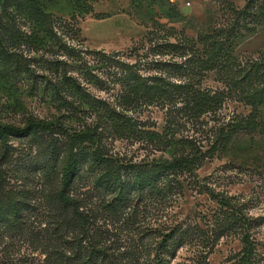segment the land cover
I'll return each instance as SVG.
<instances>
[{
  "label": "rangeland",
  "instance_id": "374dc122",
  "mask_svg": "<svg viewBox=\"0 0 264 264\" xmlns=\"http://www.w3.org/2000/svg\"><path fill=\"white\" fill-rule=\"evenodd\" d=\"M49 11L54 17L46 23L48 34L42 43L32 38L17 43L12 51L24 65L14 78L0 73V120L23 127L34 117L49 125L38 136L0 140V264H78L67 257L76 251L71 244L73 228L63 223L66 214L56 198L62 165L49 162L44 148L53 143L64 151L69 135L93 133L100 121L87 109H122L127 86L120 73L130 70L146 83L161 74L171 81L185 80L190 77L185 62L191 53L184 56L166 45H187L202 30L238 25L244 27L238 29L234 44L236 68L255 62L264 65V15H260L264 0H97L86 15L74 14L66 5ZM174 13L182 16L172 17ZM32 26L19 18L15 28L29 35ZM104 55H111L113 66L103 60ZM202 87L223 89L224 83L211 71ZM130 106L145 129L172 128L208 151L194 178L242 208L250 222L252 264H264V105L254 111L252 103L245 104L232 93L215 115L194 119L175 109V126L167 123L166 103ZM237 119L246 128L235 133L226 149H219L218 129ZM110 136L103 140L111 153L135 160L155 156L153 144L145 138ZM170 210L168 217L197 224V236H213L219 207L194 183ZM117 227L104 233L108 243L114 248L134 246L138 232L118 233ZM244 232L240 227L225 232L207 247L198 240L189 242L175 251L172 264H245ZM145 241L151 243L150 236ZM152 253L153 258L156 251Z\"/></svg>",
  "mask_w": 264,
  "mask_h": 264
},
{
  "label": "trees",
  "instance_id": "16d2710c",
  "mask_svg": "<svg viewBox=\"0 0 264 264\" xmlns=\"http://www.w3.org/2000/svg\"><path fill=\"white\" fill-rule=\"evenodd\" d=\"M94 1L97 0H0V73L14 78L24 65L19 55L12 51L17 43L28 42L29 38L42 43L48 34L46 23L54 17L50 8L66 5L74 14L86 15L92 11ZM260 15L264 12L261 11ZM171 16L179 18L182 14ZM19 18L33 25L29 35L15 28ZM237 27L202 30L187 45L167 44L169 51H181L184 56L191 53L185 62L190 66L189 78L177 82L165 79L161 74L146 83L130 70L125 74L122 72L121 78L127 86L122 109L112 106L89 108L87 110L95 112L100 121L93 133L69 135L64 151L57 144L45 145L49 162L54 166L60 162L62 165L56 198L66 214L63 223L73 228L71 244L76 246V251H70L69 260L74 259L78 264H172L179 247L194 240L207 247L209 241L215 243L225 232L240 227L245 230L242 236L245 245L243 260L245 264H252L249 217L228 195L194 178L208 151H204L193 138L176 135L172 128L163 132L145 129L130 108V105L147 102L166 103L167 123L175 126L176 116L172 113L175 109L194 119L203 114L215 115L232 93L245 104L252 103L254 111L264 105V65L255 62L248 68H236L234 44L244 25ZM103 58L113 66L111 55ZM211 71L222 79L223 89L202 87L205 74ZM242 128H246L243 120L237 119L228 128L218 129L216 145L219 149H226ZM48 129V124L34 117L29 118L23 127L0 120V140H7L10 136H38ZM110 135L145 138L153 144L155 153L161 151L167 155L156 156L154 153L151 158L135 160L111 153L103 140ZM193 183L219 207L213 223V236H197V224H184L168 217L170 208L183 199L185 189ZM114 226H118V233L137 231L140 238L134 246L120 244L114 248L104 237V233ZM147 236H150L151 243L145 241ZM74 241L77 242L74 244ZM153 251L156 253L152 258Z\"/></svg>",
  "mask_w": 264,
  "mask_h": 264
}]
</instances>
